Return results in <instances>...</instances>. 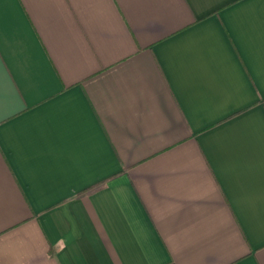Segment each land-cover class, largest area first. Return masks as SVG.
<instances>
[{
    "label": "crops",
    "instance_id": "0c3cea01",
    "mask_svg": "<svg viewBox=\"0 0 264 264\" xmlns=\"http://www.w3.org/2000/svg\"><path fill=\"white\" fill-rule=\"evenodd\" d=\"M0 264H264V0H0Z\"/></svg>",
    "mask_w": 264,
    "mask_h": 264
}]
</instances>
